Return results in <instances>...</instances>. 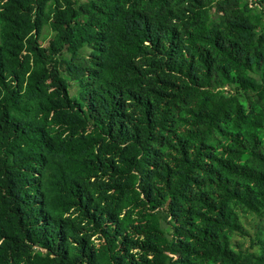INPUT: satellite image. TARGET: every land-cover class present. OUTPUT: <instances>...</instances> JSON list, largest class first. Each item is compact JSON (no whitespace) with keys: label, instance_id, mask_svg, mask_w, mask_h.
<instances>
[{"label":"trees","instance_id":"1","mask_svg":"<svg viewBox=\"0 0 264 264\" xmlns=\"http://www.w3.org/2000/svg\"><path fill=\"white\" fill-rule=\"evenodd\" d=\"M0 264H264V0H0Z\"/></svg>","mask_w":264,"mask_h":264}]
</instances>
